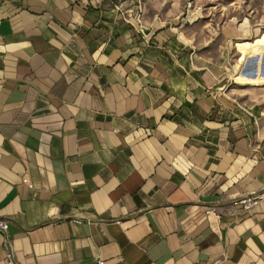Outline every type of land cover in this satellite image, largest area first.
<instances>
[{
  "label": "crops",
  "instance_id": "crops-1",
  "mask_svg": "<svg viewBox=\"0 0 264 264\" xmlns=\"http://www.w3.org/2000/svg\"><path fill=\"white\" fill-rule=\"evenodd\" d=\"M251 30L184 0H0V264L7 240L14 264H264V195L233 204L264 190Z\"/></svg>",
  "mask_w": 264,
  "mask_h": 264
},
{
  "label": "rangeland",
  "instance_id": "rangeland-1",
  "mask_svg": "<svg viewBox=\"0 0 264 264\" xmlns=\"http://www.w3.org/2000/svg\"><path fill=\"white\" fill-rule=\"evenodd\" d=\"M184 1L192 7L195 5L201 6L203 17L209 21V24H222L228 20H234L238 24L245 22L248 28L252 30L250 34L241 36L238 39L239 41L246 39L252 40L255 36H260L264 32V0ZM235 56L237 58V53Z\"/></svg>",
  "mask_w": 264,
  "mask_h": 264
},
{
  "label": "bare ground",
  "instance_id": "bare-ground-1",
  "mask_svg": "<svg viewBox=\"0 0 264 264\" xmlns=\"http://www.w3.org/2000/svg\"><path fill=\"white\" fill-rule=\"evenodd\" d=\"M236 47L241 53V61H246L248 56L262 54L264 52V32L252 40L246 39L236 42ZM261 78L262 77L259 75L257 79ZM236 79L252 80V78L248 77L245 72H243V67H241V70L238 71Z\"/></svg>",
  "mask_w": 264,
  "mask_h": 264
},
{
  "label": "built area",
  "instance_id": "built-area-1",
  "mask_svg": "<svg viewBox=\"0 0 264 264\" xmlns=\"http://www.w3.org/2000/svg\"><path fill=\"white\" fill-rule=\"evenodd\" d=\"M264 195V190L258 192V193H248L242 196H238L233 199V204H243L246 208H250L256 203H258L259 199L262 198ZM209 208H213V206H210ZM0 230L1 231H7L8 230V221L5 219H0ZM6 246L9 250L8 254V261L11 264H14L13 260V251H12V245L10 240H7Z\"/></svg>",
  "mask_w": 264,
  "mask_h": 264
},
{
  "label": "water",
  "instance_id": "water-1",
  "mask_svg": "<svg viewBox=\"0 0 264 264\" xmlns=\"http://www.w3.org/2000/svg\"><path fill=\"white\" fill-rule=\"evenodd\" d=\"M260 57L261 55H257L247 60L245 73H247L248 76H257L259 71L264 74V54L262 55L263 61L261 64H259Z\"/></svg>",
  "mask_w": 264,
  "mask_h": 264
}]
</instances>
